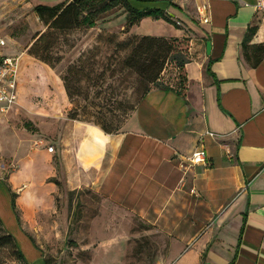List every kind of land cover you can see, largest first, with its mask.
<instances>
[{"label": "crops", "instance_id": "1", "mask_svg": "<svg viewBox=\"0 0 264 264\" xmlns=\"http://www.w3.org/2000/svg\"><path fill=\"white\" fill-rule=\"evenodd\" d=\"M256 2L199 0L210 18L202 22L207 47L186 64L185 95L172 85L154 88L121 133L107 134L81 121L71 126L82 141L92 129L102 130L105 145L98 162L89 163L80 146L78 152L88 164H101L93 188L103 199L104 216L111 221L112 210L116 219L134 217L148 226L134 235L150 249L158 245L159 252L144 249L142 264H264V60L253 67L244 52L251 25L258 31L249 44L264 43ZM160 6L168 13L177 7ZM10 50L7 41L0 46L2 55L14 58ZM211 60L214 77L207 72ZM49 147V153L55 151ZM196 151L205 152L206 163L191 162ZM45 164L43 159L38 168ZM33 174L16 177L13 188L0 179V215L29 262L45 264L12 204V193L17 196V187ZM41 194L31 188L16 203L33 213ZM105 227L107 235L129 233L124 221L121 229Z\"/></svg>", "mask_w": 264, "mask_h": 264}, {"label": "rangeland", "instance_id": "2", "mask_svg": "<svg viewBox=\"0 0 264 264\" xmlns=\"http://www.w3.org/2000/svg\"><path fill=\"white\" fill-rule=\"evenodd\" d=\"M57 1L0 0V37L6 39L7 47H11L9 53L19 65L17 103L10 111H4L7 113L0 111V179L13 188L16 177L38 173L17 187L16 201L27 190L40 189L39 206L33 213H25L17 204V211L22 227L35 239L50 264H142L150 243H138L134 234L149 230L148 226L134 217L116 219L112 210L111 221L104 216L103 199L93 188L100 177L101 164L90 165L82 160L78 152L82 138L71 128L79 120L71 119L69 113L75 104L93 103L96 116L103 119L100 123L120 124V131L124 132L135 116L146 85L132 72L122 80L118 61L124 51H117L116 42L144 35L181 39L178 61L171 58L160 83V87L179 86L177 65L184 62L186 66L206 52L207 33L199 13V7L204 5L199 0H173L177 7L170 8L168 14L174 23L147 18L130 28L127 14L122 9L114 10L94 28L66 34L54 32L33 49L41 33L48 30L34 7L56 5L60 3ZM261 15L264 22V12ZM48 43L52 50L47 49ZM48 54L52 63L44 60ZM73 64L85 68L78 73L82 84H95L97 75L103 73L99 81L103 87L92 90L89 98L82 94L72 101L64 78ZM139 86L143 88L141 94L137 92ZM49 146H54L55 151L49 153ZM43 159L46 164L41 170L38 165ZM122 221L127 222L128 236L107 235L109 227L105 223L112 224L113 230L121 229ZM157 246H151L148 252L157 255ZM0 264H22L13 245L0 249Z\"/></svg>", "mask_w": 264, "mask_h": 264}, {"label": "trees", "instance_id": "3", "mask_svg": "<svg viewBox=\"0 0 264 264\" xmlns=\"http://www.w3.org/2000/svg\"><path fill=\"white\" fill-rule=\"evenodd\" d=\"M161 3H166L169 6L174 5L173 0H67L56 5L38 4L34 7V11L48 30L41 33L40 36L38 35L39 38L33 45V49H36L46 37L52 35L54 32L66 34L78 29L94 28L106 14H109L114 10L122 9L127 14L126 24L128 28L139 24L147 18L156 20L165 19L173 22L167 10L160 6ZM257 31L258 26L251 25L244 41L245 56L252 62L253 67H257L264 60V43L249 44ZM180 42L181 39L179 38H166L151 35L132 36L127 40L116 42L115 47L117 51H124V54L120 55L118 61V65L123 70L120 76L122 77V80H125L126 76L132 72L137 74L141 79V82L146 85L144 91L143 88L140 89V86L137 88L138 94H141L143 91V94L140 95L141 98L138 102V106L154 88L162 85L160 83L164 81L163 76L168 65L171 63V58L175 57L177 60L176 55L182 52V49H180ZM48 44L49 46L47 49L52 50V44ZM48 53L52 54L50 51H48ZM50 54H48L44 60L52 63L53 60ZM212 63L213 60L210 61L207 72L214 77V74L210 69ZM177 66L179 67L180 85L172 86L179 95L183 96L188 89V76L184 62ZM84 69L85 68L80 64L70 65L64 78L67 93L72 101H74L75 96L82 94L89 98L92 94V90L95 89V91H97L103 87V84H99L103 73L97 75L95 84H91V82L88 84H82L81 80L78 78V73ZM150 85L154 88L151 89ZM96 108L97 107L93 103L87 105H82L80 103L75 104L69 113V117L73 120L101 126L102 130L107 134H117L122 132L120 131V124L107 125L103 124V121L100 123V120L103 119L96 116ZM102 130L92 129L87 132L80 144V153L89 154V163H96L100 159V155L105 145ZM12 196V204L20 221V216L17 211L16 193H12ZM30 238L44 255L43 250L37 245L35 239L32 236H30ZM7 245L14 246L17 256L22 264H31L17 238L7 228L0 215V249ZM45 264H50V262L45 259Z\"/></svg>", "mask_w": 264, "mask_h": 264}, {"label": "built area", "instance_id": "4", "mask_svg": "<svg viewBox=\"0 0 264 264\" xmlns=\"http://www.w3.org/2000/svg\"><path fill=\"white\" fill-rule=\"evenodd\" d=\"M255 8L264 12V0H257ZM199 13L203 23H209L206 7H199ZM6 41L0 39V46H5ZM18 70L19 65L15 58L4 56L0 53V104L3 111L10 110L18 99ZM210 135H214L209 132ZM43 143V142H42ZM49 149L54 151V146ZM192 163H206L207 156L203 151H196L190 158Z\"/></svg>", "mask_w": 264, "mask_h": 264}]
</instances>
